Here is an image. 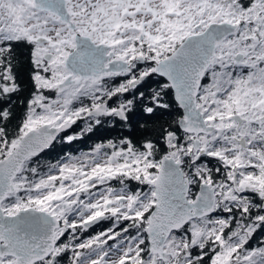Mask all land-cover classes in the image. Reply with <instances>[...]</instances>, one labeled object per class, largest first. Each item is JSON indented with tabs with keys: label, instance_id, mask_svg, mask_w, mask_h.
Masks as SVG:
<instances>
[{
	"label": "snow or ice",
	"instance_id": "1",
	"mask_svg": "<svg viewBox=\"0 0 264 264\" xmlns=\"http://www.w3.org/2000/svg\"><path fill=\"white\" fill-rule=\"evenodd\" d=\"M258 230L264 0H0V264H264Z\"/></svg>",
	"mask_w": 264,
	"mask_h": 264
},
{
	"label": "flooded vegetation",
	"instance_id": "2",
	"mask_svg": "<svg viewBox=\"0 0 264 264\" xmlns=\"http://www.w3.org/2000/svg\"><path fill=\"white\" fill-rule=\"evenodd\" d=\"M169 103L171 104V107L169 109H157V111H166V118H169V121L171 122L172 120H174L176 118V116L179 114V109L177 108L174 100L171 97V94L169 95V97L167 98ZM146 115V114H144ZM131 128V126L129 127H123L119 122L114 123L113 125H109L107 123H105V125L99 129L96 130L95 134H90L89 136L82 138L81 140L72 142L70 145H64V144H58L57 147L58 148V152L57 153H53L51 154V156H46L45 154L42 156V159L45 160H51V159H56L59 158V156L63 155L66 152H71V153H78L80 151L83 150H87L89 147H91V145L95 142H97L98 140L101 139H107V138H112V139H118L120 137L123 136H128L131 138V136H129L127 134V131H129ZM110 129H114L112 130V132H108ZM78 128H74L73 131H78ZM148 135V134H146ZM145 137V136H144ZM132 139V138H131ZM142 140V139H141ZM134 142H139L133 139ZM163 147V145H161ZM61 149V151H60ZM104 227H107V224H101L98 228H94L92 229V231H98V230H102ZM92 231H90L88 234H92ZM264 236V230H258L257 234L255 235V238L252 240V244L255 245L260 238Z\"/></svg>",
	"mask_w": 264,
	"mask_h": 264
},
{
	"label": "trees",
	"instance_id": "3",
	"mask_svg": "<svg viewBox=\"0 0 264 264\" xmlns=\"http://www.w3.org/2000/svg\"><path fill=\"white\" fill-rule=\"evenodd\" d=\"M166 115L167 114H166L165 110H163V111L158 110L149 119L146 115H144V113L142 111L137 110L132 117L131 128L129 131H127V134L129 136H131V138L136 140V141H140L141 139H143L146 134H148V135L151 134V135L155 136L156 135L155 131H150V132L146 133L143 129H141L139 127V124L143 123V122H147L149 124L150 128L154 129V128H156L160 125H163L165 123H170L169 118L167 119ZM112 130H114V129H110L108 132L111 133ZM58 148H60V147H56L55 149L46 152L45 155L50 157L51 154L58 152L57 151ZM60 151H61V149H60Z\"/></svg>",
	"mask_w": 264,
	"mask_h": 264
}]
</instances>
